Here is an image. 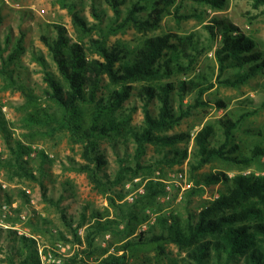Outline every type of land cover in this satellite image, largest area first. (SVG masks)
Listing matches in <instances>:
<instances>
[{
  "label": "trees",
  "instance_id": "16d2710c",
  "mask_svg": "<svg viewBox=\"0 0 264 264\" xmlns=\"http://www.w3.org/2000/svg\"><path fill=\"white\" fill-rule=\"evenodd\" d=\"M90 1L93 21L83 17L74 4L60 0L72 18L76 38L59 24L53 26L54 37H41L56 68L55 73L43 55L35 57L46 84L42 97L15 79L10 69L26 51V33L21 31L14 43L11 34L0 42V75L26 99L21 121L27 133L22 136L35 139L42 134L66 133L73 145L82 148L83 162L70 160V170L85 173L93 189L109 202L105 211L92 210L89 215L88 207H84L74 228L75 218L68 216L60 205L66 196L59 197L57 208L63 224L76 244H85L81 252L84 259L77 261V256L63 264H131L149 252L162 260L168 245L185 253L180 261L172 264H264V174L240 172L230 176L227 173L237 165L243 166L241 170L249 168L264 157V144L256 145L250 156L243 154L239 145L233 143L240 122L228 114L217 119L216 125L204 126L193 137V158L188 169L191 186L184 194L183 211L158 214L147 229H142L150 219L147 210L166 192L165 184L150 176L157 170L163 171L161 165H180L188 157L187 148L180 145L188 142L191 135L169 132L188 118L193 108L208 107L211 103L204 101L203 96L216 85L239 88L252 78L264 75V50L238 26L226 20L211 21L205 29L209 40L216 42V82H211L203 72L189 80L171 82L175 76L190 73L210 49L198 32L185 36L174 33L150 36L135 49L109 45L108 40L128 28L139 33L157 31L163 17L172 14L176 0H143L145 5L142 0L132 2L123 18L121 8L128 0ZM194 1L214 10H223L228 4V0ZM247 1L251 5L252 11L248 13L251 19L264 15V0ZM101 4H106L114 14L105 27H102L105 19ZM173 14L179 21L197 17L196 14L180 15L177 8ZM228 70L236 73L223 78ZM189 95L195 96V104L185 107L184 100ZM133 96L142 104L140 125L133 123L137 107L126 105ZM175 97L179 100L178 108L173 104ZM155 102L158 103L156 114L151 108ZM213 104L217 109H227L223 100ZM260 108L264 109V101ZM256 112L257 109L252 110L245 116ZM7 125L0 113V131L6 136L9 153L7 157L0 154V167L37 180L25 158L35 152L45 162L47 156L23 141L12 140ZM217 130L222 132L223 141L214 144ZM104 141L111 145L117 157L118 169L113 173L108 171L109 162L101 148ZM130 145L132 154L128 153ZM150 146L159 157L144 161ZM215 162L234 168L198 173ZM141 173L149 176L144 184L145 192L129 203L126 198L138 185H133L130 191H125L124 185ZM217 184L223 185L217 198L192 206L194 198L201 196L205 188ZM43 194L47 201L54 202L46 197V191ZM82 227L86 228L83 240L78 235ZM3 231L0 229V256L4 252L5 256L0 257V264H41L33 239L8 229L5 232L15 244L6 249L1 240ZM106 234L116 240L114 252L110 254L97 244V239Z\"/></svg>",
  "mask_w": 264,
  "mask_h": 264
},
{
  "label": "rangeland",
  "instance_id": "374dc122",
  "mask_svg": "<svg viewBox=\"0 0 264 264\" xmlns=\"http://www.w3.org/2000/svg\"><path fill=\"white\" fill-rule=\"evenodd\" d=\"M135 1L138 0H128L127 4L122 6V18L126 9ZM66 2L74 4L77 10L81 11V15L88 21L94 20L91 14L90 0H66ZM141 3L142 5L146 4L143 0ZM176 8L180 15L196 14L197 17L179 21L173 14ZM100 11L104 13L105 20L102 27H105L107 22L114 18V14L106 4H101ZM251 11V5L247 0H228V4L223 10H214L194 0H176V4L171 8L172 14L163 17V21L157 31L139 33L133 28H128L122 33L110 36L108 44H119L135 49L142 44L145 38L150 36L164 33L185 36L198 32L201 36V41L210 46V49L199 59V62L190 73L175 76L170 81L189 80L203 72L211 82H216L218 76V66L215 60L216 42L209 40L205 25L214 20H226L242 29L259 44L260 49L264 50V15L251 19V16L248 15ZM0 17V42L3 43L6 35L11 34L14 43L15 39L20 37L21 31L26 33L24 43L26 51L10 67L13 70L14 78L19 79L21 83L33 90L36 95L42 97L46 84L42 68L35 57L43 55L48 61L50 69L55 73L56 68L49 58L48 50L43 44L41 37L43 35L54 37L55 30L53 26L59 24L66 27L69 34L76 38L78 34L73 26L70 14L67 9L61 6L60 0H0ZM94 37L96 38V36ZM235 73L236 70H228L223 78L232 77ZM203 100L211 104L208 107L193 108L191 115L169 132L170 134L183 132L191 135V139L188 142H183L180 145L182 148H187L188 157L180 165L172 167L165 164L161 165L160 167H162L163 171L157 170L150 176L154 180L162 181L165 187L166 182L169 181L178 182L179 185L173 186L172 184L174 189L171 192V200H165V192L164 195L158 198V203L150 207V210H147L150 219L142 225V229H147L148 225L155 221L158 214H177L183 211L185 206L184 194L186 189L191 186L188 169L189 162L193 158V137L204 126L208 124L216 125L217 119L228 114L234 120H239L240 122L239 127L234 132L233 143L239 145L243 154L250 156V151L256 145L264 144V109L260 108L261 103L264 101V75L252 78L247 84L239 88L216 85L214 89L203 96ZM216 100H223L227 104V109H217L213 104ZM0 102L7 107L6 114L1 109L0 113L3 121L8 124L7 128L11 132V139L23 141L34 151H43L47 156L45 162H42L35 152L25 158L29 163L28 167L32 169L33 175L37 180L15 175L13 171L0 167V224L3 226H0V229L4 230L1 235L3 246L7 249V246L15 244L12 237H9L8 232H5L9 228L5 229L4 225L17 226L18 230L13 231L18 233V235L26 236L35 241L41 264H63L65 261L73 260L77 256V261L81 258L84 259L81 252L85 249V244L78 245L74 242L73 235L61 220L57 201L61 195L66 196L60 205L65 208L68 216L75 218L74 228L84 207H88L87 215H89V211L92 210L105 211L109 207V202L93 189L85 173L70 170V160L76 163L83 162L81 146L73 145L68 135L64 132L42 134L35 139H25L22 135L27 133V130L23 128L21 119L26 99L20 91L9 87L8 81L1 75ZM249 103H253V105L251 106ZM173 104L175 108H178L179 100L177 97H175ZM194 104V95H189L185 98V107L194 106ZM126 105L137 107L133 115V123L140 125L143 121L141 101L136 96H133ZM151 108L153 113L156 114L158 103H153ZM256 109L257 112L255 114L245 116ZM217 129H219L218 126ZM217 133L218 136L214 139L213 142H216L214 144H219L223 141L222 132L217 130ZM6 144V136L0 131V154L3 157L9 156ZM101 148L105 150L109 162L108 171L110 173L115 172L118 169V164L113 148L106 141L102 142ZM123 153L124 151L121 150V155ZM128 153H133L132 145H130ZM153 157L159 156L155 149L150 146L144 161H149ZM228 167L231 168L232 166H222L220 163L215 162L206 165L198 173L206 174L219 170L225 171ZM240 167L243 166L232 167L234 169L227 173L230 176L240 172L245 174H264V157L252 163L249 168L241 170ZM184 171L187 174V179L178 181L175 176ZM148 177L145 173H141L140 177L133 178L125 183V191H130L133 185H138L126 198V201L134 203L135 199L143 195L138 191L140 187H144ZM3 185H7V187L4 188ZM221 189H223L222 184L205 188V192L201 196L194 198L192 206H198L205 201L214 200ZM44 191H46V197L54 202L47 201L44 198ZM4 203L10 206L12 216H5L2 212L1 205ZM85 232V227L78 230V235L82 240ZM62 236L65 238L62 239ZM115 241V238L111 237L110 234H106L97 239V244L103 249H108L110 254L114 252L115 246L113 243ZM166 251V256L162 260H157L154 252H149L143 254L138 260H132L131 264H172V262L180 261L185 256V253L179 251L174 245H168ZM2 255L5 256V252Z\"/></svg>",
  "mask_w": 264,
  "mask_h": 264
},
{
  "label": "built area",
  "instance_id": "2783aa9c",
  "mask_svg": "<svg viewBox=\"0 0 264 264\" xmlns=\"http://www.w3.org/2000/svg\"><path fill=\"white\" fill-rule=\"evenodd\" d=\"M0 109L2 110V112L4 113V114H6L7 113V107L5 106V105H2V103L0 102ZM175 178L178 180V181H181V180H184V179H187V174H186V172L184 171V172H181V173H179V174H177L176 176H175ZM172 184H173V186H177V185H179V183L178 182H171V181H169V182H166V187H165V189H166V196L164 197L165 198V200H171V192H172V189H174L173 188V186H172ZM3 187L4 188H6L7 187V185H3ZM140 194H144V192H145V190H144V187H140L139 188V191H138ZM216 198H217V196H216ZM1 210H2V212L5 214V216L6 215H10V216H12V211H11V208H10V206L8 205V204H2L1 205ZM22 218H25V217H22ZM0 226H2L1 224H0ZM3 227V226H2ZM4 228L5 229H12V230H18V227L17 226H5L4 225Z\"/></svg>",
  "mask_w": 264,
  "mask_h": 264
}]
</instances>
